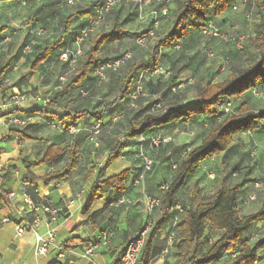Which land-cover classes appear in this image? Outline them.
<instances>
[{"label": "trees", "instance_id": "1", "mask_svg": "<svg viewBox=\"0 0 264 264\" xmlns=\"http://www.w3.org/2000/svg\"><path fill=\"white\" fill-rule=\"evenodd\" d=\"M12 1L13 0H0V4ZM17 1H19L21 5H26L29 2V0ZM63 1L67 3L66 0ZM85 1H91L94 8L93 12H90V10L83 11L81 15L82 17L88 15L87 19L77 27L68 23L63 35V37H65H59L56 41L46 44L35 56L31 63L30 71L23 78L26 79L35 73L38 67L44 62H52V57L55 55V49L58 44L57 54L60 60L63 50L67 48H82V55L78 56L74 62L70 60H61L63 64L71 68L74 67L75 63H80L78 73L56 94L58 102L66 103L64 104V107H67L66 110L61 114L54 110L35 107L31 109L29 113H48L63 121L65 120V122L68 123V128L71 126H78L80 123L91 124L93 133V127L96 123H100V131L102 130V126L105 128L106 122L104 121V117L106 111L98 109V107L90 108L94 101L92 100L93 97L91 98L90 96V89L87 87V82L91 80L104 81L108 77V74L112 72L115 73L127 67L132 55L118 68L108 70L104 80L98 78L96 71L100 66L122 56L126 51L116 57L104 58L101 54L104 45L112 39L120 38L122 30L116 29L107 33H97V29L100 25L78 45L77 37L81 29L93 21L96 10L101 7L104 0ZM247 1L248 0H173L169 8L168 20L164 22L157 31L159 34L162 27L169 24L166 35L160 42L153 46L151 54L147 58H143L131 64L126 78L122 82L123 94L121 98L124 101V107L120 111L118 117L124 119L128 117L130 113L133 114L129 121L125 136L128 139L135 140L133 143L135 149L142 148L144 143L148 142L147 138L151 137L150 143H152L153 136L168 135L170 133L169 128L173 125H171V123L174 122L175 124L191 120L203 122V120L211 119L214 124L200 144L193 148L185 149L186 151L184 154V150H178L182 151V154L178 162L173 165V168L176 170L173 179L169 184L167 183L168 188L166 190L161 188V185L166 182L160 185L161 190L165 191L164 196L159 197L158 195H154L151 189L147 188L151 193L149 195L159 197L162 200L161 206L157 208L160 209L161 216L157 221H154L152 215L157 209L151 215L147 212L144 224L139 231L145 225L148 217H151L154 222L148 232L146 243L138 264L151 263L154 239L166 230L170 221L178 218L179 222L171 230L174 231V237H176L174 242L178 256L176 264H256L259 257V250L264 248V236H259L255 239L262 231H258L257 234H254L253 227L256 221L264 220V199L255 211L241 214L240 202L246 203L250 196L248 193L246 199L240 200L239 195L242 184H236L231 187L220 186L210 198L198 201L194 207H185L184 203L178 198L179 192L186 186L189 178L193 177L198 172L201 162L204 159L225 153V161L230 151L229 148L236 137L257 129L264 131V108L254 109L248 103L243 102L237 107V110L235 109V99L241 97L243 94L252 96V94H254V88H258L264 94V14L259 13V24L255 34L258 40V50L260 54L252 63L237 69H232L228 66L225 72L226 77L223 80L218 82L208 80L200 87L196 99L190 103L176 104L174 102L163 109L156 110L154 105L158 100L154 99L146 111L144 109L136 111V106H130L133 100L132 94L141 74H151L160 67L163 70L162 61L164 59V46H173L175 51L180 53L183 48V42L193 32L198 31L202 36L212 37L204 34L203 28L211 21L222 27L224 21L227 19L219 18V16L227 9H233L235 4H238L240 7L242 4L247 3ZM262 4L264 3L262 2ZM127 5L133 6L139 12L137 7L132 4L120 3L106 14L105 20L114 8ZM147 23V28L138 33L137 37L145 34L148 28L152 26L151 17ZM39 27L44 28L40 24L27 23L26 30L28 35L33 38H40L33 35V30ZM15 32L16 28L14 27L8 29L3 33L1 42H6ZM90 40H92L90 47H86V44ZM177 45H180V47L177 48ZM26 46H31L28 43L23 45L24 52L29 53L31 48L29 51H26L24 49ZM243 48H245V44ZM227 59L230 61L232 57H227ZM2 74L3 73H0V90L6 92L10 87L6 86L1 88V82L3 80ZM143 80H145V78ZM169 82L170 86L167 87L169 88V94L167 97L177 93L178 91H173V87L180 84V81H174V76L169 79ZM80 83V94L83 96L82 99L73 97L71 93H66ZM154 95H161L162 101L166 98L165 95L160 93H154L153 96ZM228 99L233 102V109L230 113H226L222 107L223 103ZM69 100L72 101L67 104ZM98 135L99 134L96 135L97 138ZM84 136L85 133L81 131L76 133L74 137L72 136V143L70 146H64L61 143L51 144L47 148L43 158L38 163H34V165L40 163H56L64 158L68 150L67 164L62 169L49 172L42 177L45 185L57 179L65 180L77 169L81 155V147L86 142ZM140 142H142V144H140ZM126 149L127 142L125 140L118 139L112 143L104 166L90 186L87 201L82 209L84 214H88L95 203L100 198H103L106 193H111L113 191H116L117 195L111 197L107 202V205L112 204L111 208L120 209L123 204H132L133 199L128 195V192L131 186H135V180L143 173L144 167L143 169L138 168V164L141 163L142 160L140 158L137 159V165L134 169L133 167H129L117 174L106 176L107 169L117 159L125 156L127 152ZM147 155L151 156L155 162L152 155ZM135 169L138 170V172H133ZM211 171H208V173ZM263 180L264 176L252 179V187L257 188L256 183ZM123 196L131 198L132 202L116 205L118 200ZM178 203L181 204L183 208V216H181L182 212H179L175 208ZM95 216H97L96 213ZM103 231L108 232L109 243L112 231L108 227H103L100 229L99 234ZM138 232L135 235H137ZM178 237L179 241H177ZM169 246L170 245L166 247Z\"/></svg>", "mask_w": 264, "mask_h": 264}, {"label": "rangeland", "instance_id": "2", "mask_svg": "<svg viewBox=\"0 0 264 264\" xmlns=\"http://www.w3.org/2000/svg\"><path fill=\"white\" fill-rule=\"evenodd\" d=\"M262 2L264 3V0H248L247 3L238 6V9L234 10L236 12L231 10L232 13L227 15V20L222 25L223 30L229 33L248 31L251 33V37L245 42V48H239L241 50L233 43L223 42L214 37L202 36L198 31L193 32L186 38L180 53L176 52L173 46H164L163 70L145 75L144 89L136 103V111L143 109L146 111L155 99L154 93L166 96L162 109L174 102L176 104H186L194 101L200 87L208 80L218 82L226 77V70L223 71L222 67L227 57H232L229 63V68L232 69L242 68L252 63L260 54L255 34L259 24V13L264 14V4ZM86 10L93 12L94 8L91 1L69 5L63 0H29L26 5H21L19 1L13 0L12 2L0 4V30L2 29L0 31V73H3L2 85L26 90L36 105L53 104L55 108L60 107L65 111L67 107L65 108L64 104L66 103L58 102L56 94L78 73L80 63H75L72 68L63 64L57 54L59 44L55 49V55L52 57L51 63L53 66L48 71L42 72V74L39 70L38 72L42 76L35 74L26 79L23 77L30 70L33 59L43 47L49 42L63 37L68 23L70 25L77 23L82 17L81 13ZM251 10L253 16L249 19L246 15ZM149 16V9L143 12L142 17L133 6H118L111 11L97 29V33H107L116 29L122 30L120 38L112 39L104 45L101 52L104 58L116 57L125 51L130 52L132 58L127 67L108 74L104 81L91 80L87 82L90 96L93 97L92 100L94 101L90 108L98 107V109L105 110L104 121L106 124L105 128L102 126L98 138L96 136L92 139V125L80 123L81 129L79 131L85 133L84 140L93 146H95L94 140H97L100 145L95 146L97 148L95 159L91 163L85 164L82 162L79 164L77 172L74 171L69 175V177L73 176L76 179L77 189L88 187L91 182L93 183L106 162L112 143L115 140L122 139L127 142V152L122 159H118L112 164L110 172L119 171L125 165L134 169L139 158L142 161L138 164V168L143 169L144 160L142 155L150 154L155 159L154 166L145 173L144 179L137 186L142 189L140 193L142 198L146 193L151 194L147 188L152 189L153 187L157 190V195L162 197L165 191L161 190L160 185L163 182L168 184L171 182L176 173L173 165L178 162L182 154V151L171 149L174 146L182 147L183 150L193 148L200 144L214 125L211 119L203 120V122H198V120L176 124L174 122L171 123L173 125L169 128L170 133L168 135H157L161 139H168L167 142L162 141L158 146L150 143V137L147 138L148 142L144 143L148 148L143 145L140 149L133 147L135 140L128 139L125 136L133 114L130 113L124 119L118 117L124 107V101L121 98L123 94L122 82L126 78L131 64L147 58L151 54L153 46L166 35L169 26V24L164 25L155 38L150 39L146 46H141L137 42V35L147 28ZM27 23L42 25L45 34L40 38H33L28 35ZM13 27L16 28L15 34L10 39L8 38L6 42H1L3 33ZM27 43L31 46L29 53H25L23 50V45ZM91 43L92 40L86 44V47H90ZM172 76H174V81H180L183 86L177 89V93L167 97L169 94V88L167 87L170 86L169 79ZM80 85L81 83L66 93H71L73 97L82 99ZM71 101L69 100L67 104ZM235 102L236 110L243 102L248 103L254 109L264 108V97L259 98L255 94H252V96L243 94L241 97L236 98ZM75 127H79V125ZM79 131H74L73 137ZM260 132V134L252 135L249 133L236 137L229 148L230 151L225 161L216 157L213 164L209 165L205 171L203 170L202 177L198 179L189 178L183 191L184 195L179 197L184 206L194 207L198 201L210 198L219 186L231 187L245 177L247 178L246 191L251 196L246 202L249 207L246 208L245 212L255 211L264 199V185L260 188L252 187V179L264 176V131ZM236 152L241 154L234 156ZM208 170H212L214 176H211L213 175L212 171L208 173ZM133 172H138V170L135 169ZM54 181L62 182L63 180L57 179ZM139 203L142 204L138 201L137 204ZM160 216L161 211L156 210L152 215V219L157 221ZM256 223L260 222L256 221L253 225H256ZM258 231L257 229L256 232ZM259 236H264V227L255 239Z\"/></svg>", "mask_w": 264, "mask_h": 264}, {"label": "crops", "instance_id": "3", "mask_svg": "<svg viewBox=\"0 0 264 264\" xmlns=\"http://www.w3.org/2000/svg\"><path fill=\"white\" fill-rule=\"evenodd\" d=\"M231 10L233 9H227L219 18L226 19L227 15L232 13ZM87 16L88 15L81 17L77 23H73V26L77 27L82 24L84 20L87 19ZM51 66H53L51 62H44V68L43 64H41L32 75L38 74L42 76L38 71L40 70L41 73L48 71ZM3 87L6 86H3L1 83V88ZM13 90L24 89L12 87L6 90V92L0 90V177L4 179L0 185V189L14 190L17 192V196L13 198L12 202L10 204H4V208L0 209V264H86L87 260L82 256L83 248L89 240L99 235L100 229L103 227H108L112 231L111 240L108 246H102L97 250L94 261L96 264H116L124 244L139 231L147 216L144 200L142 196H140L142 189L137 185L131 186L128 192V195L133 199L132 205L123 204L120 209L111 208L112 204L107 205L108 200L117 195L116 191L106 193L103 198H100L95 203L88 214L82 212L87 198L73 204L69 212L61 218L58 226L57 243L50 248L47 255L37 256L35 254V235L32 231L28 230L23 235L17 234L14 221L20 217L19 209L24 208L21 192L24 190V183L26 181L39 187L40 196L51 198L54 203L57 204L72 197L80 190L77 189L75 184L76 179L73 178V176L67 177L62 182L53 181L48 185H45L42 180L45 174L60 170L67 164L68 150L64 158L56 163H40L35 165L34 163H38L43 158L47 148L53 143H61L64 146H70L73 132L79 131L81 125L79 124V127L71 126L68 128V123L65 122V120L60 121V118L51 116L48 113H29V111L35 107L54 110L61 114L63 112V109L60 107L55 108L53 104H34L30 95L23 101L19 108H16L8 102V94ZM13 115L28 119L27 124L21 127L10 124L8 118ZM260 131L261 130L257 129L241 134L240 136L249 133L252 135L260 134ZM92 146L93 145H89V142H85L82 145L78 166L82 162L89 164L95 159V150L98 146L96 144V147ZM171 150L183 151L182 147L177 146H174ZM185 151L186 150H184L183 154ZM235 154L234 156H237L241 153L236 152ZM224 155L225 153L204 159L201 162L198 172L193 176V179L202 177L208 166L213 164L214 158L219 157V159L221 158L222 161H224L226 157H224ZM122 158L123 156L119 159ZM111 166L107 169L106 172L108 173H106V176L117 174L129 168L128 165H125L119 171L110 172ZM77 169L75 170L76 172ZM246 181V178L243 177L240 182L236 183L242 184L240 187V200L247 198ZM91 184L92 182L88 187H90ZM185 188L186 186L179 192L178 198L184 195L183 191ZM151 192L157 195L156 189L152 188ZM2 201L3 200L0 198V202ZM138 201L142 202V204H137ZM247 207H249L248 204L240 202L241 214L246 213L245 210H247ZM95 213L97 216H95ZM8 214H10L12 220L3 222L2 217ZM183 214L184 212L181 213V216H183ZM27 216L31 217L30 214H27ZM178 222L179 218L170 221L166 230L154 239L150 264H176L178 259L176 246L174 245L176 237L172 239H170V237L171 233L174 232L171 230ZM258 222L260 223H256V225L253 226L254 234H257V229L261 232L264 227V220ZM40 230L42 233H45L43 224L40 226ZM177 241H179V237ZM168 245H170L169 251L164 253V248ZM62 247L65 252V257L60 256ZM257 264H264V248L259 250Z\"/></svg>", "mask_w": 264, "mask_h": 264}, {"label": "built area", "instance_id": "4", "mask_svg": "<svg viewBox=\"0 0 264 264\" xmlns=\"http://www.w3.org/2000/svg\"><path fill=\"white\" fill-rule=\"evenodd\" d=\"M68 4L75 5L81 1L85 0H66ZM173 0H104L103 4L100 8L96 10V15L93 21L83 27L80 31L79 36L77 37L78 45H80L90 34H92L96 27L100 25L103 21H105L106 14L116 5L120 3L125 4H132L137 7L140 12V15L143 17V12L147 9L150 11V16L152 20V26L148 28L145 34H142L137 37V42L141 46H146L148 41L152 38H155L158 34V30L162 26L164 22L168 20L169 17V8L172 4ZM238 4L233 6L234 10L238 9ZM253 16V11H249L246 15L247 18L251 19ZM145 17V16H144ZM203 33L214 38L219 39L223 42L233 43L237 48H243L246 40L251 37V33L244 32V33H229L223 30L221 26H219L215 22H209L204 28ZM45 34L44 28H36L33 30V35L36 37H41ZM177 48L180 45L176 46ZM26 51L30 50L29 46L24 48ZM83 50L80 47L76 49L67 48L62 51L60 56L61 60L63 61H72L74 62L78 56L82 55ZM131 57V53L126 51L122 56L108 61L107 63L100 66L97 71L96 75L100 80H104L107 75V71L110 69H116L125 63ZM229 59H226L223 64V71L227 70ZM162 69L157 68L154 70V73L161 72ZM145 74L142 73L137 85L134 89L132 94L133 100L131 102V107H135L138 99L141 97L144 89V79ZM182 83L178 86L173 87V91H177L180 87H182ZM253 93L256 97H264V94L258 89L254 88ZM29 94L27 92L21 90H13L8 94V102L11 105H14L16 108H19L23 101L28 98ZM155 100H158L155 103V109L160 110L162 109V97L161 95H154ZM223 110L226 113L232 112L233 109V102L232 100H226L223 105ZM8 122L12 125L16 126H24L27 124L28 119L13 115L8 118ZM100 123H96L93 127V136L96 137L97 134L100 132ZM167 142L168 139L160 138V137H153L152 143L155 145H159L160 143ZM96 145H99L98 141L94 140ZM144 159V169L143 173L135 180L134 184L139 185L142 180L144 179V175L148 172L154 163V160L151 156L147 154H143ZM18 173V172H17ZM213 174V172H211ZM211 176H214L211 175ZM3 177H0V185L3 182ZM264 185L263 181H258L256 186L260 188ZM163 190L168 188L167 183H163L161 185ZM90 187H84L78 190L72 197L67 198L60 202L59 204L54 203L51 198H46L44 196H40L39 187L33 185L31 182L26 181L24 183V190L21 192V199L23 204V209H19V219H16L15 222V229L18 235H23L26 231L30 230L35 235V254L37 256L40 255H47L50 251V248L57 243V233H58V226L62 217H64L70 210V207L78 201L85 200L88 197ZM17 196V192L14 190H4L0 189V198L3 200L0 202V209L4 208V204H10L14 197ZM132 200L128 196L121 197L116 205L122 203H131ZM144 203L147 212L151 215L157 208L161 206L162 200L159 197H154L149 194H144ZM175 208L182 212L183 208L181 204H177ZM27 214H30L31 217H28ZM12 220L10 214L5 215L2 217L3 222H8ZM153 220L151 217H148L145 225L143 228L135 235L132 239H130L122 249V253L119 257V260L116 264H138L141 253L144 249L147 235L149 230L153 225ZM44 225L45 233L41 232L40 226ZM108 232L103 231L98 236L94 237V239L90 240L83 248L82 256L87 260L86 264H96L94 261V256L97 253V250L102 246H108ZM174 237V232L171 233L170 239ZM169 251V247H166L164 253ZM61 257H65V252L62 247V251L60 253Z\"/></svg>", "mask_w": 264, "mask_h": 264}]
</instances>
